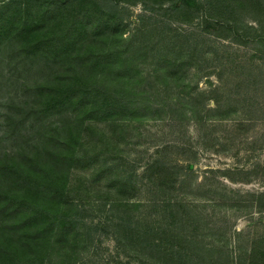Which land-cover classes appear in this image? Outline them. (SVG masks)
Masks as SVG:
<instances>
[{
  "label": "rangeland",
  "instance_id": "374dc122",
  "mask_svg": "<svg viewBox=\"0 0 264 264\" xmlns=\"http://www.w3.org/2000/svg\"><path fill=\"white\" fill-rule=\"evenodd\" d=\"M214 1L0 0V264H264V0Z\"/></svg>",
  "mask_w": 264,
  "mask_h": 264
},
{
  "label": "trees",
  "instance_id": "16d2710c",
  "mask_svg": "<svg viewBox=\"0 0 264 264\" xmlns=\"http://www.w3.org/2000/svg\"><path fill=\"white\" fill-rule=\"evenodd\" d=\"M171 4H169V8H167L166 10H171L170 8L174 7V8H183L185 7V3L188 0H170ZM192 1V0H189ZM205 1L204 4H207V6L210 9H213V6L215 5V1L214 0H203V2ZM224 1V0H220L219 1V5L220 2ZM227 1V0H226ZM179 4L176 7V4ZM216 6V5H215ZM210 17V16H209ZM208 15L205 16L204 21L206 23H208L209 21L213 20L211 18H209ZM256 22V21H255ZM257 23V22H256ZM256 25V24H254ZM169 43H167V45L165 46L166 51L168 52H176V49L173 48V42L169 39L168 40ZM171 45V46H169ZM218 51L217 49H213L211 51L212 57H208L205 56L206 60L208 61H213L214 59H216V55H217ZM218 56V55H217ZM170 59H172V57L170 55H166L165 54V58L161 61L162 64L167 63ZM171 63V62H169ZM179 63L183 64L184 61L181 60L179 61ZM175 65V62L173 63V66ZM247 64L242 65V68H247L246 66ZM176 74L179 76V80L182 79L186 73L183 71H179L177 72L176 70ZM260 76V75H259ZM264 78V77H263ZM248 79V78H247ZM262 83V81H260ZM64 101L63 98H55L53 101H50V103H48V105H46L45 110H48L50 108H52L53 105L58 106L60 105V103ZM218 104V101H215ZM245 114L244 117L247 119H258V118H262L264 117V105L261 104H257L255 107H252V105H247L245 107ZM70 139H64L63 143L65 144V146H61L60 148H58L56 150V152H46V159L45 161H42L41 167H43V172H41V177L38 178L36 170L33 169L31 166H28L26 164H18L13 172H15L14 174H20L21 178H27L30 176L31 179V183H35L38 179L37 182V186H40L42 188H46L47 191H49L50 194L52 195H57V194H61V192L63 191V188H66L67 185V178L69 175V170H70V165L71 162L73 161L74 158V154H75V147H76V143L79 141V137L77 136V133H72V135H70ZM48 148H51V146L49 145ZM32 159V158H30ZM67 159V161L70 163L68 169L64 166V169L61 167L63 165H61L60 163L63 162V160ZM36 162V161H34ZM37 176V177H36ZM28 179V180H30ZM49 216V223H55L57 220V217L59 215L56 214H48ZM238 235H241V231H237ZM260 242H264V235H262V238L260 240ZM141 245L143 250L149 254L152 255L154 254V248L152 247H148L145 245L144 242L141 241ZM207 248H209L206 245ZM210 250H213L212 248H209ZM208 249V250H209ZM144 252V253H145ZM219 253H223L224 257H223V262H225L226 264H234V255H231L230 251L228 250V246H222V248L219 249L218 251ZM230 253V254H229ZM245 255H247V257H253V255H255V252L248 251L245 253ZM183 259V264H188L187 260H185V258H189L191 259L192 257H190L188 254H184ZM237 258V257H235ZM240 259V258H237ZM251 264H254V259L251 258L250 262ZM257 264H261V263H257Z\"/></svg>",
  "mask_w": 264,
  "mask_h": 264
}]
</instances>
